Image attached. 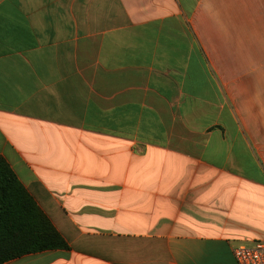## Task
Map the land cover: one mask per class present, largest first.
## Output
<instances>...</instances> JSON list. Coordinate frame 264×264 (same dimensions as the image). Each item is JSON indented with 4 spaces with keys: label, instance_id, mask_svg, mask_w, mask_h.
I'll list each match as a JSON object with an SVG mask.
<instances>
[{
    "label": "crops",
    "instance_id": "crops-1",
    "mask_svg": "<svg viewBox=\"0 0 264 264\" xmlns=\"http://www.w3.org/2000/svg\"><path fill=\"white\" fill-rule=\"evenodd\" d=\"M0 155L71 247L6 264H237L264 241V0H0Z\"/></svg>",
    "mask_w": 264,
    "mask_h": 264
},
{
    "label": "trees",
    "instance_id": "trees-1",
    "mask_svg": "<svg viewBox=\"0 0 264 264\" xmlns=\"http://www.w3.org/2000/svg\"><path fill=\"white\" fill-rule=\"evenodd\" d=\"M71 247L0 155V264Z\"/></svg>",
    "mask_w": 264,
    "mask_h": 264
},
{
    "label": "built area",
    "instance_id": "built-area-1",
    "mask_svg": "<svg viewBox=\"0 0 264 264\" xmlns=\"http://www.w3.org/2000/svg\"><path fill=\"white\" fill-rule=\"evenodd\" d=\"M237 264H264V241L252 246H238L234 249Z\"/></svg>",
    "mask_w": 264,
    "mask_h": 264
}]
</instances>
